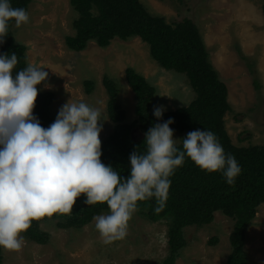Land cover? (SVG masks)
Segmentation results:
<instances>
[{
    "label": "rangeland",
    "instance_id": "374dc122",
    "mask_svg": "<svg viewBox=\"0 0 264 264\" xmlns=\"http://www.w3.org/2000/svg\"><path fill=\"white\" fill-rule=\"evenodd\" d=\"M141 2L169 21H194L229 90L233 110L226 116V126L233 143L264 145V0ZM28 14L27 24L13 27L16 41L27 46L28 64L43 66L49 74L38 92L55 93L51 106L54 120L59 108L70 99L83 101L102 113L100 139L109 136L114 122L108 114L106 77L119 87V102L127 113V122L135 120V94L126 80L129 67L156 88L152 113L154 106H163L164 113L171 112L188 106L196 98L187 76L154 62L148 45L139 38L128 42L116 39L107 48L91 42L82 52L69 50L65 38L75 34V13L69 0H34ZM88 81L95 88L91 94L86 90ZM174 138L181 139L176 130ZM235 226V220L217 212L209 225L187 227V246L175 264H228ZM41 228L49 234L47 244L29 241L23 233V248L19 252L3 249L2 264H162L170 253L167 223L150 222L138 211L129 221L126 238L109 245L102 242L94 220L81 230L60 229L56 221L45 222ZM245 251L247 264H264V205L258 208L248 227Z\"/></svg>",
    "mask_w": 264,
    "mask_h": 264
},
{
    "label": "trees",
    "instance_id": "16d2710c",
    "mask_svg": "<svg viewBox=\"0 0 264 264\" xmlns=\"http://www.w3.org/2000/svg\"><path fill=\"white\" fill-rule=\"evenodd\" d=\"M69 1L75 13V34L65 38L69 50L82 52L91 42L107 48L116 39L128 42L139 38L148 45L154 62L166 70L186 75L196 92V98L188 106L165 112L162 120H157L150 110L156 88L142 74L129 67L126 80L136 99V119L129 123L127 113L119 102V87L113 79L106 77L107 108L114 128L109 136L101 139V160L104 164L112 165L126 177L129 174L130 153L137 147L138 151H145L144 133L154 123L173 118L175 122L170 127L181 134V139L196 129L210 130L218 137L225 153L232 154L241 166V174L234 184L229 185L221 172L203 171L186 157L183 166L170 177L171 187L162 212H154V200L138 203L137 211L148 221L166 222L168 225L170 253L162 264H175L181 256L187 246V227L209 225L217 212L236 222L230 238L233 251L228 264H247L246 233L258 208L264 205V145L240 146L233 143L226 126V116L233 110L229 90L211 61L199 27L188 18L169 21L166 16L152 12L141 0ZM10 2L13 7L23 8L28 13L34 0ZM14 25V21L9 22L7 36L0 44V53H16L18 65L14 71H18L28 65L27 46L16 41ZM86 86L88 94L95 89L90 81L86 82ZM54 99V92H38L33 114L45 128L54 122L51 112ZM181 145L182 141L176 146L180 148ZM84 199L83 195L77 198L70 214H56L33 221L24 233L25 237L37 244H47L50 237L42 230L41 224L56 221L60 229L81 230L94 220V216L108 213L106 204L88 206L84 204ZM2 263L3 249L0 248Z\"/></svg>",
    "mask_w": 264,
    "mask_h": 264
},
{
    "label": "clouds",
    "instance_id": "9594fccd",
    "mask_svg": "<svg viewBox=\"0 0 264 264\" xmlns=\"http://www.w3.org/2000/svg\"><path fill=\"white\" fill-rule=\"evenodd\" d=\"M29 20L25 9L0 0V44L10 21L19 28ZM17 65L16 53H0V248L4 250L19 252L25 244L23 233L33 221L72 213L81 195L88 206L108 208L107 214L93 217L102 242L125 239L139 202L154 200V212L164 210L170 177L186 157L203 171L221 172L229 185L241 174L238 161L225 153L214 132L196 129L175 139L170 127L175 121L169 118L144 133L145 151L137 147L130 153L125 177L101 160V111L70 99L54 122L43 127L33 110L38 85L49 74L34 64L14 71ZM164 111L163 106H154L153 115L162 120Z\"/></svg>",
    "mask_w": 264,
    "mask_h": 264
}]
</instances>
